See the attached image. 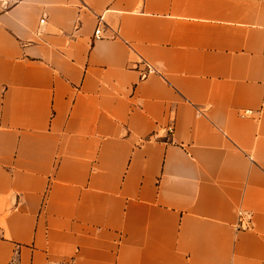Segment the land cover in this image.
I'll list each match as a JSON object with an SVG mask.
<instances>
[{"label":"crops","instance_id":"crops-1","mask_svg":"<svg viewBox=\"0 0 264 264\" xmlns=\"http://www.w3.org/2000/svg\"><path fill=\"white\" fill-rule=\"evenodd\" d=\"M0 264H264V0H0Z\"/></svg>","mask_w":264,"mask_h":264},{"label":"built area","instance_id":"built-area-1","mask_svg":"<svg viewBox=\"0 0 264 264\" xmlns=\"http://www.w3.org/2000/svg\"><path fill=\"white\" fill-rule=\"evenodd\" d=\"M44 22V21H42ZM100 29H97L96 32H95V38H99L100 37ZM147 65V74H151L154 72V69L148 64L146 63ZM249 112H247L246 114H248ZM170 132H172V129H170Z\"/></svg>","mask_w":264,"mask_h":264}]
</instances>
